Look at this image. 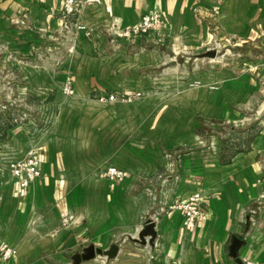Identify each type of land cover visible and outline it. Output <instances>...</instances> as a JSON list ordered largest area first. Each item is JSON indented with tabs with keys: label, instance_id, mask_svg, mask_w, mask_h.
Instances as JSON below:
<instances>
[{
	"label": "crops",
	"instance_id": "obj_1",
	"mask_svg": "<svg viewBox=\"0 0 264 264\" xmlns=\"http://www.w3.org/2000/svg\"><path fill=\"white\" fill-rule=\"evenodd\" d=\"M79 1L78 12L65 17L62 0H0V98H10L9 112L63 102L55 86L67 78L84 99L159 85L174 101L166 109L186 115L169 128H184L189 118L197 127L201 118L204 124L253 125L257 132L245 150L224 160L215 135L203 140L202 157L166 154L169 148L141 153L120 146L125 139L117 133L105 157L102 133L85 149L78 123L62 117L51 123L57 131L33 139L40 179L26 189L10 174L0 179V264H72L89 247L113 244L119 251L107 264H264V0ZM156 12L165 20L161 40L115 37ZM210 50L216 58L196 57ZM81 109L89 113L91 106ZM120 109L107 108L117 114L115 125ZM130 119L121 123L134 127ZM17 127L6 126L3 135ZM108 168L124 178L105 177ZM196 192L202 219L188 231L171 207ZM149 223L156 231L152 244H134ZM236 240L241 244L233 253ZM5 248L13 254L4 261ZM98 258L82 264H100Z\"/></svg>",
	"mask_w": 264,
	"mask_h": 264
},
{
	"label": "rangeland",
	"instance_id": "obj_2",
	"mask_svg": "<svg viewBox=\"0 0 264 264\" xmlns=\"http://www.w3.org/2000/svg\"><path fill=\"white\" fill-rule=\"evenodd\" d=\"M64 84L65 81L64 83L56 84L55 90L58 91L60 89L63 92ZM72 86L74 90L73 96L67 97L63 93L66 101L62 99L63 102H42L39 104L38 111L25 110L22 112L18 110L17 112H9L6 105L11 102L10 98L6 100L0 98V179L4 175L7 176L9 174L10 165L15 160L23 159L26 153L35 145L34 140L32 141L34 137L36 140H41L47 132L57 131L56 127L51 125V123H58L62 117L65 118V124H69L71 121L74 124L78 123L77 125L80 127L79 135L83 140L82 147L85 149L91 147V139H94L95 135L99 138L102 133L103 144L101 146L104 149L105 157L111 156L112 149H115L112 138L117 133L121 138L125 139L120 145L122 147H136L140 152H143L145 148L151 150L158 148L161 152L169 148L166 154L171 152L175 155H186L194 152L202 157H204L208 147L204 145L203 140L210 135H215L219 139V148L223 156L221 158L224 160L236 150H245L257 132V128L253 127V125L230 127L227 124H204L201 118H195L202 124L200 126L197 125V127L193 126L192 119L189 118L188 121H185L184 128H169L170 122L186 120V115L182 116L166 109L168 101L169 103H174V101L170 100L172 99L171 96H165L171 94H164L157 89L159 85L155 86L157 88H148V90H145L146 86H143L142 90L135 94L122 95L105 92L103 94H93L86 99L78 97L74 84ZM0 92H3L2 84H0ZM106 96H113L114 101L104 99ZM124 97H128L130 100L123 102L122 99ZM32 103L35 104L34 99L29 98L28 104ZM63 104L66 106H63ZM86 105L91 106L89 113H85L81 109L83 106L86 107ZM113 106H121L119 125L114 124L117 119L113 118V116L117 114L107 112V108ZM77 107L80 109H77ZM97 107L104 112L97 111ZM64 109L66 110L64 111ZM127 117H131L130 121L135 123L134 127L121 123ZM75 119L77 121H74ZM10 124H15V126L18 124L20 129L17 133H15V129L11 130L10 135L6 137L3 135L2 130L5 131V127ZM208 127L211 128L208 129ZM61 133L63 134V131ZM197 135L201 138L202 143L191 142V138ZM128 137L132 138L131 143L125 144ZM135 243L145 246L140 243L139 239ZM96 261L100 262V264H107V260L103 257L96 259Z\"/></svg>",
	"mask_w": 264,
	"mask_h": 264
},
{
	"label": "built area",
	"instance_id": "obj_3",
	"mask_svg": "<svg viewBox=\"0 0 264 264\" xmlns=\"http://www.w3.org/2000/svg\"><path fill=\"white\" fill-rule=\"evenodd\" d=\"M63 11L65 17L74 16L79 9L81 2L79 0H62ZM165 27V20L160 13H147L140 17L138 22L132 26H128L122 30L114 33L117 39L124 40H139L141 38H156L161 40L163 36V29ZM81 31H86L83 27L79 28ZM86 36H90L89 32H85ZM73 83L70 78H67L63 87V93L67 97H71L74 94ZM138 96V95H137ZM104 98V97H103ZM102 98V100H103ZM104 99L114 101L113 96H106ZM130 100L128 97L122 99L123 102ZM34 139V138H33ZM32 139V141H33ZM9 174L12 179L18 182V185L22 189L28 188L35 181L39 180L42 176L41 171L38 168L37 162L33 156V150H29L25 157L20 160H15L9 169ZM105 177L115 178L121 180L125 174L117 169L108 168L104 174ZM202 195L200 192H196L184 200H181L171 207V210H176L182 213L184 218V226L188 231L193 230L195 224L202 219L201 203ZM70 221V218H65L63 223ZM13 254L10 248H5L2 260H7ZM252 264V263H247Z\"/></svg>",
	"mask_w": 264,
	"mask_h": 264
},
{
	"label": "water",
	"instance_id": "obj_4",
	"mask_svg": "<svg viewBox=\"0 0 264 264\" xmlns=\"http://www.w3.org/2000/svg\"><path fill=\"white\" fill-rule=\"evenodd\" d=\"M217 56V52L214 50H210L205 52L204 54L198 56L200 59H214ZM264 117V110L260 115V119ZM149 237L148 244H152L156 237L155 225L153 223L147 224L139 233L138 239L142 245L146 244L145 238ZM241 242L236 240L234 242L232 251L235 253V250L240 246ZM119 251V247L116 244L111 245L107 250L96 249L93 247H89L84 250L82 253L75 254L72 257V264H82L83 262L89 261L97 257H103L107 260H113L116 258ZM236 264H242V262L236 259Z\"/></svg>",
	"mask_w": 264,
	"mask_h": 264
}]
</instances>
